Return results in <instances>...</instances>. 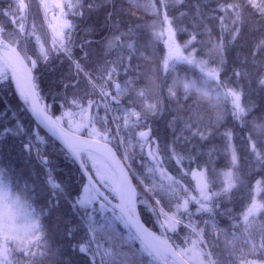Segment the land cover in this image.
Masks as SVG:
<instances>
[{"label": "snow or ice", "instance_id": "snow-or-ice-1", "mask_svg": "<svg viewBox=\"0 0 264 264\" xmlns=\"http://www.w3.org/2000/svg\"><path fill=\"white\" fill-rule=\"evenodd\" d=\"M185 0H174L175 4H182ZM113 0H81L77 4H69L70 8H76L75 15L82 16L83 13L79 11V8L86 7L88 11H92L95 8L106 7L112 4ZM159 5V7H157ZM150 6L157 18L161 22V30L156 32L155 35L158 38L167 39L165 43L168 45V56L163 61V68L166 73L175 70L177 63H186L194 65L200 68L201 73L204 76L205 84L215 85L216 97L213 101L212 95L208 91L201 92L200 88L196 85L184 83V96L183 99H187L189 95L193 93V90L197 94L196 103L200 100H208L213 108L217 109V123L223 119V112L220 111V105L223 101H227L230 98L232 105L231 114L241 123H245L244 117L247 115L248 109L241 104L243 95L242 86L238 85L237 89L231 88L225 81H220V72L223 70L225 58L223 55L224 48L235 41L236 36L240 32V26L247 23L243 19V11L241 10L240 4L230 3L226 8L221 5V11L231 10L232 20L231 28H228L224 24V17H220L221 21V35L220 40L217 42L209 35L207 41H197L198 33H190V39L185 41L183 49L176 44L174 36L177 32H186L187 28L182 26L181 23L176 21V18H169L167 12H164L162 18H160L161 9L171 7L170 0H150ZM246 6L251 7L259 14L261 19V27L264 28V0H246ZM13 7L17 11H24L27 5L24 0H18V3H13L9 0L6 10H0L3 15L7 16L12 23H16L15 15L12 10ZM55 7L60 8L63 14V5L56 4ZM117 13L111 14V26L117 31L119 29V23L115 20ZM185 13L181 12L180 16L183 17ZM23 19V17H21ZM176 24L173 27V24ZM166 25L167 27H164ZM64 28L67 29V36L63 31L56 32L54 29V35L51 40L50 47L45 49L44 43L41 42V37L36 35L35 32L31 33L35 37V45L33 48L34 54L37 59H32L27 54V43L24 41L21 50L24 55L21 56L11 43H8L4 37L7 35V29L0 26V79L7 77L9 70L12 78L15 79L16 85L20 91V95L25 98V101L29 97L33 96L36 89L38 88V77L32 75L33 71L37 68L38 60L41 62H47L50 55L53 53H60L65 57L69 63L68 78L69 83H63V87L68 89H79L81 83L84 85L82 93L77 95L75 92L71 99L67 95L63 97L65 105L77 109L82 119H87V113L89 110H94L95 115L89 120V124H81L70 139L66 140L68 148L71 150L73 155L80 161L81 166L85 171L88 169V160L93 161L92 167L95 168V172L88 176V179L96 185L94 195H88L83 198H77L74 200L70 207L74 209V215L79 214L81 218H86L88 227L84 229L85 238L77 241L73 247L74 250L81 252L84 255L89 256V264H97L96 256L100 253L102 256L111 255L110 252L104 250L101 252L100 243L96 237V229L92 227L94 224V217L89 208L93 201L97 199L107 201L108 197L100 191L101 188L110 189L109 194L115 198H118L120 203L116 207L120 210V219H123L129 226L136 228L134 238L141 239L144 245V251L147 252L148 256L153 257L156 260L162 261V264H188V260L185 257L188 256L194 264H222L220 256L214 254L213 248L218 247L214 242L217 239V234L223 232L220 229L217 222V214L223 216L224 212H220V203L224 199H230L233 189L238 187V184H242L239 177H233V173L230 170L225 174L223 186L219 191L215 190V169H209L210 177H205L203 181H197L198 191L197 195H191L189 188L184 187L180 184L179 179H173L167 176L164 170L165 163H171L173 160L178 165H182L185 161L189 165L196 162L198 155H201L198 150L193 154V149L196 145L191 143L193 137H198L200 141H205L211 135L210 129H201L198 124L195 123L192 115L188 116L187 120H184L180 116V109H175L177 116L169 122V127L173 131V140L171 143L161 147L157 144L156 138L151 135L152 128L149 121L153 119H159L164 114L163 101L157 98L155 103L152 104H141L140 110L137 111L136 105L138 98L145 96V90L137 91L135 79H129L127 82V88L121 87L119 83H116L114 76L118 75L116 67L106 69L105 72L100 76H94L91 72L86 69L88 63V53H84L80 59H75L71 50L73 43L72 34L74 31V25L65 21ZM139 27V26H137ZM154 27V25H153ZM227 29L231 39L227 42L224 41L225 30ZM20 30L23 31V24L20 25ZM136 29L129 28L128 33H120V36H128L129 34L134 35ZM210 29L205 28V32L210 33ZM120 36L113 37L117 42L120 41ZM65 39L68 40V44L65 43ZM85 44L88 41L84 42ZM210 43L211 48L209 54L212 56L215 67H209L207 60H198L196 56L197 47L196 45H204ZM83 50V45H77ZM264 48V44L261 45ZM111 47L109 46V51ZM184 50L188 51V55L184 54ZM202 50V49H201ZM80 60H84L85 63L81 64ZM29 65L31 67H29ZM124 72L129 71V67H124ZM234 75L240 77L241 72H235ZM259 84L264 87V75L259 78ZM112 86L115 90V95L112 91L108 90V87ZM157 86L154 82H150L148 86L149 92H154ZM220 89L225 91L220 92ZM120 97H127L123 101ZM168 98L174 100L177 104L180 103L181 97L176 95L171 87L168 90ZM33 111L37 112L40 116L41 122H46L55 127L56 122L52 121V118L37 108L36 104L32 105ZM101 110L103 115H101ZM172 110V109H169ZM186 113H192V108H185ZM18 119V118H17ZM180 121L183 123V127L177 134L176 124ZM253 123V131L264 133V125H256ZM99 125V128L96 125ZM195 125V127H194ZM16 127V132L19 131V126ZM85 128H90L87 135L92 139H84L77 133L83 131ZM147 129L139 130V129ZM12 127H4L0 129V137H4L9 133L16 135ZM188 132L189 135L185 136L183 133ZM38 137V134H34ZM225 139L228 141V147L231 148L230 139L231 133L225 132ZM136 140V146L139 147L140 164L139 168L141 172H137V169L133 167V163L137 160V153L131 152L130 149L134 147L132 141ZM251 139V137H249ZM187 144L188 148L183 149V145ZM111 145V147H109ZM177 145L180 146L181 151L177 150ZM29 152L32 151V144L29 141L23 145ZM113 148L120 153V158L116 156V152ZM215 149H209V157ZM163 153V155H161ZM86 154V159L83 155ZM252 154L256 157L258 163L264 166V155L257 150L255 144L252 145ZM41 163L47 168L49 161L37 153ZM102 161V163H100ZM230 164L232 167L238 165V157L235 154L234 148L232 149V155ZM150 165V166H149ZM199 166V165H198ZM178 176L183 178L191 174L193 177L196 173L184 171L183 168L177 169ZM4 174V170L0 169V176ZM159 174L161 177H166L172 180V184L165 187L162 183L157 185L155 183V177ZM93 176L96 178L93 179ZM135 181V185L133 184ZM147 181V183H146ZM259 181L257 184L259 185ZM46 184L49 185V195L52 197V203L58 205L61 196L66 195L65 189L62 184L56 181L52 175L51 169L46 171ZM176 186H179L185 193L184 197L176 196ZM140 188V202L145 203V197H150L151 200L157 205V208H151L150 210L155 216L158 223L164 229L165 235L173 233L179 238L178 228L182 225L187 230L188 235L182 240V243L187 245L181 248L180 245L173 247L175 240L170 244L168 239L162 240L160 237H156L152 233H147L139 227L135 217L137 215L135 205L137 203L136 188ZM159 197V199H157ZM182 200V203L175 204V210L170 216L168 211H165L160 206V200L166 199L169 209L173 208V198ZM197 205L195 211H191L188 207L189 204ZM104 205H101L103 207ZM94 211V209H93ZM230 212V210H228ZM258 211H264V205L258 207L254 197L250 206L246 207L241 213L242 222L237 224L236 220L238 217H230L233 220L231 224L232 229L242 227L244 233H248L252 225V221L255 219ZM199 214L201 220L197 221L195 217ZM28 213L24 211V206L21 204L20 198L13 197L11 193L0 184V264H32L33 258L36 255L43 256L44 253H30L28 261H21L12 257L14 250H20L22 252H29L30 247L39 248L40 246L48 247L46 244L47 236L44 232V226L38 220L28 219ZM207 215L208 219H203V216ZM163 216L164 220L161 222L159 217ZM203 224L205 227L211 226L209 232V238L205 239V227H201ZM80 231L78 224H72L66 229L65 235L69 239H73L75 234ZM44 233L43 236L40 234ZM233 239H237L236 233H232ZM192 237H195L193 239ZM244 243L250 245V251L256 252L260 250L264 254V232L261 233L260 243L257 245L252 243L251 238L245 239ZM12 244L15 247L11 248L9 245ZM95 244V248L92 245ZM203 246V247H201ZM228 255H234V252H230ZM99 264H103L100 261ZM224 264H233L231 260L225 256ZM243 264V262H241ZM250 264H257L256 261L250 262ZM259 264H264V260H261Z\"/></svg>", "mask_w": 264, "mask_h": 264}, {"label": "trees", "instance_id": "trees-1", "mask_svg": "<svg viewBox=\"0 0 264 264\" xmlns=\"http://www.w3.org/2000/svg\"><path fill=\"white\" fill-rule=\"evenodd\" d=\"M77 1L81 2V0ZM170 3L172 5L171 7L161 9L160 18H162L164 12H167L170 19L176 18V21L187 28L186 32H177L175 35L176 41L182 48L184 47L185 41L190 39V33H198L196 37L197 41H207L209 35H211L213 39L219 42L221 35L220 17H224V24L227 25L228 28L232 27L231 10L221 11L220 6L223 5L226 8L230 3L241 5V10L244 14L243 19H245L247 23L240 26L239 34L230 45H227V42L231 37L227 29L225 30L224 41L227 45L223 51L225 63L223 65V70L220 72L219 79L220 81H225L233 89H237L238 85L242 86L243 95L241 104L248 109L247 115L244 117L245 123H241L231 114L232 105L230 98L227 101H223L220 105L219 110L223 112V119L218 123L216 119L217 109L213 108L208 100H200L199 103H196L197 95H191L186 100H181L180 103L177 104L175 101L168 98L166 86L170 80L166 81V72L163 68L166 51L164 45L165 41L164 38H158L152 32L158 28V31L161 30V22L153 12L150 6V0H113L112 4L102 8H95L92 11H88L86 7H81L79 11L83 13L82 16L75 15L77 9L73 11L72 14L69 12V15L68 12H65L63 15L69 17L65 18L63 21H69L75 26L72 34L73 43L70 47L73 45L76 47L80 42H83L84 39L89 37H91V40L94 39L95 41H90L88 44L90 52L91 50H93V52L98 51L100 52L99 55H101L99 58L101 62H104V60L109 61L108 63L104 62L106 67H104L102 72L104 73L106 69L111 67H116L119 74L114 76V80L116 83H119L121 87L127 88L128 80L135 79L137 91L145 90V96L143 98H138L136 105H133V107H136V110H140L139 106L145 103V99L148 100L150 98V92L147 90L149 83H155L157 86L155 88L156 100L157 98L161 99L165 109L164 114L159 119L152 120L154 132L155 135H157V144L161 147L171 143L173 140V131L169 127V122L177 116V112L175 111L177 108L180 109L179 114L183 119H187L189 115H192L195 123L198 124L201 129L211 130V135H209L207 140L202 142L198 137H193L191 140V143L196 145V148L192 150L193 154H195L197 150L202 153L197 156L195 163L189 165L188 162L185 161L182 165H178L173 160L170 164L165 163L164 170L169 177L179 179L180 184L188 185L191 190V195L194 196L198 194V191L195 190L193 176L189 174L180 178L177 173L178 168H183L186 172L189 171V169L191 171L192 169L203 171L206 177L209 178H211L209 169L214 168L216 170V191H219L223 186L226 174L225 169L232 170L234 178L238 176L242 184H238V187L232 190L230 199H224L220 203V212H224L225 215L221 216L217 214L216 222L219 228L224 231L217 234V239L214 242L218 247L213 248L212 251L214 254L220 256L222 264H224L225 256H227L233 264H241V262H243V264H248V261H250L254 255L258 260H264V254H262L260 250L252 252L250 251L251 246L244 243L245 239L248 238H251L252 243L257 245L260 243L261 233L264 232V211L257 212L248 233H244L242 227L232 229L231 224L233 220L230 219V217H238L236 223L238 225L241 224V213L246 210L247 206H250L254 196H257L262 201V205H264V166H261L256 157L252 154V145L255 144L261 155H264V133L258 131L254 132L252 123L255 122L256 125L264 124V87L258 82L259 78L264 75V48L261 47V45L264 44V28L261 27V19L254 9L246 6V0H185L182 4H175L174 0H170ZM157 7H159V5H157ZM114 12L117 13L115 20L119 23L120 31H117L111 26V14ZM181 12L185 13L183 17L180 16ZM103 24L106 25L103 27ZM175 26L176 24L174 22L173 27ZM164 27L167 26L164 25ZM129 28L136 29L134 35L129 34L128 36H120L121 32L128 33ZM205 28H210V33L205 32ZM115 36H120L119 42L113 39ZM95 42L98 45H95ZM150 43L151 49L149 50ZM109 46L111 47L110 51ZM92 47L95 48L92 49ZM196 47L197 59L207 60L209 67H215L216 64L209 54L211 44H197ZM73 51V55H76L77 51ZM184 54L188 55V51L184 50ZM56 55L57 57L54 59L59 58V60L54 61V63L48 65V67L44 65L42 68H39V71L37 70L34 76L38 77L39 86L37 92L42 103L45 100V104L52 105L53 112L59 115L62 109H70V107L65 105L63 97L65 94L68 96L69 93L68 97L71 99L74 92H70L73 88L65 89L62 84V81L65 83L64 79L68 78V72H66V70L69 68V63L60 53ZM179 65L181 66V73L186 71L189 76L194 75L195 78L204 80V76L199 67L186 63H179ZM124 67H129L127 73L124 72ZM235 72H241L242 75L237 77L234 75ZM146 76L149 77L148 80H146ZM151 78H153V80H151ZM209 85H211L209 91L214 101L216 97L215 85ZM108 90L115 93L112 86H109ZM181 90H179L178 95ZM223 91L225 90L220 89V92ZM80 93H82V91L76 94L79 95ZM126 98L127 97H123V100ZM188 107L192 108V113H186L184 111V109ZM12 109L17 111L20 116L18 120H22L24 125L27 127H29V124L36 126L39 131L38 133L41 135L38 141L43 144V151L55 158L53 162H51V166L53 165V169L51 170H53L59 180L66 181V179H69V175L73 183L74 181H80V179L85 180V177H83L81 170L73 159L65 153V151H63L64 153H58V150L54 148L62 149V147L35 124L26 105L15 92L13 83L7 75V77L0 79V129L12 127L13 131L16 132V127H14L16 125L12 119ZM90 112L89 116L91 119L95 111L91 110ZM185 116H187V118H184ZM15 121L17 124L19 123L17 120ZM96 126L99 127L98 124ZM182 127L183 123L178 121L176 124L177 134H179V130ZM24 132V129H19L16 135L9 133L6 137L4 136L5 140L3 141L0 138V142L2 141V144H0V169H8V174L10 175V179L8 180L15 189H17L15 185V181L17 180L18 182L21 181L23 185L26 184V187L28 186V188L33 189L32 181L35 182L37 179L45 188H49V185L45 183L46 171L42 169L39 172L37 169L31 168L32 165H35V156L32 152H26V148L23 146L25 139ZM225 132L231 133L230 144L238 157V165L236 167H232L230 164L232 150L228 147V141L223 135ZM183 134L185 136L189 135L188 132H184ZM249 137H251V139H249ZM176 147L178 151H181L179 145ZM187 148V144L183 145V149ZM209 149L216 150L212 153L211 157L208 155ZM161 155H163V153H161ZM26 167L31 168L37 174L38 178L34 179L33 177H29L28 175L30 172ZM40 175L44 176L43 181L40 180ZM164 178L168 179L166 177ZM257 181L260 182L259 185ZM258 188L260 194L255 193ZM137 189L138 203L140 206H144L145 204H141L140 202L141 190L138 187ZM49 192L50 188L45 195L50 196ZM71 195H75V192L71 193ZM184 196L183 193L181 197ZM170 198H173V204L182 202V200L175 199L174 197ZM41 199L47 201V198L41 197ZM147 199L152 202L149 197H147ZM147 199H145V203L148 202ZM64 201L67 202V199L60 197V206ZM68 203L70 209L68 214L70 217H74V210L70 207L71 201ZM46 204V202L43 204L38 203L39 206H46ZM161 206L167 208L170 212H174L172 211L174 210L173 208L171 210L169 209L166 199H162ZM188 207L194 212L197 205L190 203ZM61 209L62 213L60 217L64 218L67 216L65 213L66 209L63 207ZM228 210H230V212ZM47 218L46 242H49L47 244L48 247L43 245V247L40 246L39 248L30 247L28 254L25 255L26 257L24 256V261H28L30 253L39 252L44 253V255H36L33 258L32 264H89L88 255H84L74 250L73 247H70V245L74 246L77 241L85 238V227H82L80 220L77 218V220L73 222V224L81 225L80 233L77 234L74 243L65 235L66 229L72 225L71 222L70 224L64 225V230L58 231L56 226H54L53 217L48 215ZM143 218L150 228L156 231L158 230L156 221L154 220V222L152 219L153 214H149L148 216L143 214ZM195 219L200 221L201 216L197 214ZM203 219H208L207 215H204ZM200 226L205 227L203 224ZM109 227V225L104 227L107 233V235L105 233L104 235H106L109 244L108 247H110L108 252H110L111 255L106 257L101 256L103 264H131V261L135 264H150L146 261V259L150 257H145V255L139 253L138 250L116 246L115 243L117 241L121 242V239L130 243L132 247L135 245L137 246L134 242L138 243V239L134 238L135 235L131 231L122 229L119 231L121 233L116 231L119 239L117 237L109 238V234H115V232L112 233L114 230L108 229ZM210 231V225L205 227V239L209 238L208 234ZM178 232L179 238L173 233H168V235H170L172 243L173 240H175L173 244L174 247L178 244L181 248H184L187 245L182 243V240L188 235L187 230L181 225ZM233 232L236 233L237 239H233ZM52 235L55 236L53 237ZM96 237L101 243L103 234L96 230ZM92 247L94 248V244ZM230 252H234V255H228ZM12 254L15 255L13 258L17 259L16 255H24V252L14 250ZM137 254L140 257H136ZM186 258L191 264H194L188 256H186ZM99 262L100 260L97 264H99ZM154 264H158V261L155 260Z\"/></svg>", "mask_w": 264, "mask_h": 264}, {"label": "rangeland", "instance_id": "rangeland-1", "mask_svg": "<svg viewBox=\"0 0 264 264\" xmlns=\"http://www.w3.org/2000/svg\"><path fill=\"white\" fill-rule=\"evenodd\" d=\"M12 2L15 4V3H18V0H12ZM8 3H9V0H0V10H6L7 6H8ZM24 3L27 5V8L24 11H22V12L17 11V9L15 7H13L12 12L15 15L16 23H12L7 16L3 15L2 12H0V26H3V27H5L8 30V33H7V35L4 38L7 40V42L11 43L12 45L17 46V49L19 50V52H20V54L22 56L24 55V52L21 50L23 42L24 41H28V43H27V49H28L27 54L29 56H31L32 59H37V56L33 52V48L37 47L35 45V37L32 36L31 33L35 32L36 35H39L41 37V42L44 43L45 49H48L50 47L51 40H52V37L54 35V29H55L56 32L63 31L64 34H65V37H66V31L67 30H66V28L63 27V25H64V23H63L64 21L63 20L65 18H68L69 16H66V15H63V14L65 12H68V15H69V12H71V14H72V12L76 10V8H70L69 4H77L79 2L77 0H24ZM56 4L63 5V14L61 13L60 8L55 7ZM21 17H23V19H21ZM110 22H111V20H110ZM21 24H23V31L20 30V25ZM105 25L106 24H103V27ZM158 30H159V28L156 29L155 31H152V32L155 34L156 32H159ZM166 39H167V37L165 36L164 37V41ZM174 40H175L176 44L179 45V43L175 39V36H174ZM85 41H88V43L85 44L84 43ZM90 41H95V40L94 39L91 40V37H89L87 39H84L83 42H80L78 44V45H83V50H81V47H79V46L75 47L74 45L71 46V50H72L73 54H74L73 50L77 51V54L73 55L75 59H80V57L85 52L88 53V63L86 65V69L89 72H91L94 76H100V75L103 74L102 71H103L104 67H106V65H104V64L108 63L109 61L108 60H104L105 63L101 62L100 59H99L100 56H101V55H99L100 52H98V51L97 52H93V50H91V52H90V48H88L89 47L88 44H89ZM65 43L68 44V40L67 39H65ZM94 44L98 45L96 42ZM164 45H165V50H166L164 58H166L168 56V45L165 42H164ZM180 47L182 48V46H180ZM93 48H95V47H92V49ZM150 49H151V43L149 44V50ZM56 54L57 53H53L52 55H50L47 62H41V61L38 60V62H37L38 68H36L33 71V74L36 75L37 70L39 68H42L44 65H45V67H48V65L53 64L54 61L59 60V58L54 59V58L57 57ZM62 57L65 58L63 55H62ZM39 62H41V63H39ZM80 62H81V64L85 63L84 60H80ZM29 67H31V66L29 65ZM64 69H66V68H64ZM68 70H69V68L66 70V72H68ZM181 71H182L181 70V66L179 65V63H177L176 66H175V70L174 71H170V72L166 73V81L170 80V82L166 86L167 87L166 88V92L167 93H168L169 87H171L173 89V91L176 92V95L178 97H181V100L184 101V99H183L184 91H185L184 88H183V84L184 83H189V84H193L194 83L196 85V87L200 88L201 92L208 91L210 93L209 88H211V85L205 84L204 80H201L200 78H195L194 75L189 76L186 71H184L183 73H181ZM10 79H11V82L13 83L15 92L17 93L18 96H21L19 90L16 87L15 81L13 80V78H10ZM148 79H149V77L146 76V80H148ZM151 80H153V78H151ZM64 82L65 83H69V78H65ZM70 88L71 87H69L68 89H70ZM83 89H84V85H83V83H81L79 89H71L70 92L77 93L79 91H83ZM179 90H181V92L178 95ZM68 95H69V93H68ZM113 95H115V93H113ZM191 95H195L196 96L197 94L193 90V93ZM191 95H189V97ZM120 99L123 100V97H120ZM172 101H174V100H172ZM45 102L46 101L44 100L42 105L46 106V109L48 110L47 112L50 113L52 116H54L56 118V120L58 121V123L60 125L62 124L63 128H66V129H69V130L72 129L73 131H76V129L81 124H89L88 123L89 120H90L89 113H91L90 112L91 110H89L88 113L86 114L87 117H88L87 119H82L81 115L78 112V110L77 109H73V108L65 109V110L62 109L60 111L59 115H58V114H55V112H53L54 111L53 110V106L52 105H47V104H45ZM155 102H156V97H155V90H154V92H150V98L148 100L145 99V103L144 104H152V103H155ZM11 108H13V107H11ZM137 111H139V109ZM12 114H13V118L12 119H13V122H15V125L19 126L20 130H23V129L25 130V132H24V138H25L24 139V144H27L29 141H31V144H32V151L31 152L35 156L34 160H35V165L37 167V170L40 172V170H42V169H44L45 171H47V169H53V165L51 166V162H53V160L55 158L53 156H50L49 154H47L45 151H43V148H42L43 144H41L38 141V139L40 138L41 135H40V133H38L39 131L37 130L36 126L33 125V124L32 125L29 124V127H27L26 125L23 124L22 120L19 121L18 119L20 118V116H19V114L17 113V111L15 109H12ZM100 114L103 115V111L102 110H101ZM184 118H187V116H185ZM187 119H184V120H187ZM15 120H17L19 123L17 124V122ZM149 123L151 124V128H152L151 135L153 137H155L156 141H157V135H155L153 124H152L153 121L151 120V121H149ZM96 127L99 128L98 126H96ZM41 130L44 131L42 128H41ZM139 130L146 131L147 129H143L142 128V129H139ZM89 131H90V128H85L83 131L79 132L78 134H83L84 133V135H87V132H89ZM34 134H38V137L35 136ZM5 137H0V138L3 141V140H5ZM88 137H90V136H88ZM90 138H92V137H90ZM2 141L0 142V144H2ZM132 143H133L134 147H132L130 149V151L131 152H136L138 154L137 155V160L133 163V167H135L137 169V172H141L142 169L139 168V166H138L140 164V162H141L140 161V156H139V147L136 146V140L135 139H133ZM61 147H62V149H59V148L58 149L54 148V149L58 150V153H61V152L65 151V153L68 154L66 149L63 146H61ZM230 149L232 150V147ZM26 152H29V151L26 149ZM38 152L41 155H43L46 158L47 161H49V164L47 165V168L41 163L40 159L38 158V155H37ZM117 153L120 156V153L119 152H117ZM83 158H85V159L87 158L86 154H84ZM100 163H102V161H100ZM92 164H93V161L88 160V169H89L91 174H93L95 172V170H96L95 168L92 167ZM26 168H28L29 172H31L33 174H36L31 168H29V167H26ZM3 170H4V174L2 176H0V184L3 185L5 190H7L6 181H7V178L10 179V175L8 174L9 173L8 169L5 168ZM51 171H53V170H51ZM229 171L230 170H226L225 169V173H227ZM191 172L196 173V176L193 177V179L195 181V189H196L197 188V181L198 180L199 181H203L204 178L206 177V175H205V172L198 171V170H195V169H192ZM36 178H38V176ZM43 178H44V176H41L40 180L43 181ZM93 178H95V176H93ZM55 179L57 181L56 177H55ZM15 182H16L15 185H16L17 189L20 191V193L23 196H25V197H27L29 199V202H28L27 199H26L27 200L26 201L23 198L21 199L20 196H18L20 198L21 204L24 206V211L29 214L28 215L29 221L36 220L35 214L38 213L40 215V217H41V221H42L41 223L44 226V232H46V220L43 219L42 213H40V210L38 208L39 207L38 203L39 204H41V203L43 204L45 202L47 203L46 206L50 205L51 208L53 207V210H55V207L58 209L61 206L66 209L65 213L67 214V216H65L64 218H61V223H60V225L58 224V227H57L58 231L59 230H61V231L64 230V228H63L64 225L70 224V222L73 224V222L75 220H77V218L82 223V227L83 228L84 227L85 228L88 227V224L86 222V218H81L79 214H75L74 217H70L69 216L68 213H69L70 209H69V203L68 202L71 201V204H72L74 202V200H76L77 198H83V197L88 196V195H94L96 189L89 182L86 181L85 184L82 185L81 191L79 193H77L78 195H76V194L75 195H71V192L68 189H66V188H68V184L67 183H69V184H78L79 181H77V182L74 181V183H73L71 181L70 175H69V179H66V184H62V186L65 189L66 195L61 196L62 198L67 199V202L64 201V203H62L61 206H60V199H59L58 205H54L52 203V197L48 196V195H45V193L47 191H49V188H45L41 183H39L38 179L35 180V182L32 181L33 189L28 188V186L26 187L25 186L26 184L23 185L21 183V181L18 182V180H17ZM45 183H46V178H45ZM146 183H147V181H146ZM155 183L157 185L162 183L163 185H165V187H167V186L172 184V180L165 179L164 177L161 178V176L159 174H157L156 177H155ZM181 185H183V184H181ZM183 186L189 188V190H190V187L188 185L187 186L183 185ZM101 190L111 200H116V201L118 200V198H115V197H113L112 195L109 194L110 189L101 188ZM259 191L260 190L258 188L257 192L255 191V193L260 194ZM190 192H191V190H190ZM183 193H184L183 190L179 186H176V196L181 197V195ZM184 195H185V193H184ZM13 197L15 198L17 196H13ZM41 197L47 198L46 199L47 201H43L41 199ZM145 199H147V197H145ZM157 199H159V197H157ZM254 199H255L258 207L260 205H262V201L257 196H254ZM161 202H162V199L160 200V206H161ZM31 204H33L34 206H32ZM144 204H145L144 206H140V212H141L142 218H143V214H146L147 216L149 214H153L150 210H148V207H147L148 205H151V208H157V205L153 201L150 202L148 200V202L144 203ZM101 205H104V206L101 207ZM163 208H164L165 211L169 212L170 216L173 214V212H170L167 208H165V207H163ZM93 209H94V211H93ZM173 209L175 210V204H173ZM174 210H172V211H174ZM89 212H91L92 216L94 217V224L92 225V227H94L98 232L103 234L102 242L101 243L99 242L100 243L101 252H103L104 250H107V251L110 250V247H108L109 246L108 241L106 239L107 233H106V231L104 229V227L106 225L110 226L108 229L114 230L112 233L115 232V234H109L108 233L109 234V236H108L109 238L110 237H112V238L113 237H117L119 239V236L116 234L117 233L116 231L119 232L122 229L132 232V230L125 223V221L123 219L119 218L120 217V213L117 210H115L112 206H110L105 200L97 199V200L93 201L91 207L89 208ZM152 219H153V221L154 220L156 221L157 226H158L157 227L158 230L157 231L155 230V231L158 234L162 233V232L164 233L163 227H161V224L157 222L156 216L154 214H153V218ZM143 220H144V218H143ZM159 220L162 222L164 220V217L160 216ZM79 226L81 228V225H79ZM178 229H180V227ZM78 233H80V231L75 234V237L73 239H70L74 243L76 241ZM104 233L106 235H104ZM119 233H121V232H119ZM43 235H44V233H41V236H43ZM52 236L54 237L55 235H52ZM192 238L195 239V237H192ZM137 239H138L137 240L138 243L134 242V244H137V246L135 245L134 247H132L130 243L125 242V240H123V239H121V242L117 241L115 244L118 247L123 246V248L127 247V248H130L131 250H138L139 253L144 254L145 257H150V258H147L146 261H148L150 264H154L156 259H154L151 256H148L147 252L144 251L143 243L140 241L139 238H137ZM167 239L172 244L170 235H168V234H167ZM48 243L49 242H46V244H48ZM9 247L14 248L15 246L10 244ZM41 247H43V246H41ZM173 247H174V245H173ZM94 248H95V244H94ZM26 254H28V252H24V255H16V258L21 260V261H24V259L26 257L25 256ZM101 256L102 255L100 253L97 254L96 262H98L99 260L101 261ZM12 257H15V255L12 254ZM103 257H106V256H103ZM136 257H140V256L137 254ZM185 259L188 260L186 257H185ZM156 261H158V264H161V262L159 260H156ZM252 261H256L257 264H259V262H260V260H258V258L255 255L252 257V259L250 261H248V264H250V262H252ZM188 262L190 263L189 260H188ZM131 264H135V263L133 261H131Z\"/></svg>", "mask_w": 264, "mask_h": 264}, {"label": "water", "instance_id": "water-1", "mask_svg": "<svg viewBox=\"0 0 264 264\" xmlns=\"http://www.w3.org/2000/svg\"><path fill=\"white\" fill-rule=\"evenodd\" d=\"M9 43V42H8ZM18 52L19 50L17 49V46L12 45ZM1 55V53H0ZM22 56V55H21ZM10 71V70H9ZM33 75V73H32ZM29 101V105H28V110L31 113V115L33 116V118L35 119L36 123L48 134L50 135L54 140H56L61 146H63L67 152L70 153V155L74 158V160L77 162L78 166L80 167L83 175L86 177V179L89 181V183L96 189V185H94L89 179L88 176L90 175V173L88 171H85V169L81 166L80 161L73 155V153L71 152V150L68 148L66 140L70 139L73 135V132H70L68 130H66L65 128H63L60 124H58L55 119L53 118V116L47 112V110L44 109L43 105L41 104L39 97L35 91L34 95L29 97L28 99ZM33 103L36 104L37 108L40 110V112L50 116L52 118V121L56 122L55 127H53L51 124H48L46 122H41V118L40 116L37 115V112L33 111L32 105ZM79 135V134H78ZM82 136V135H80ZM84 139H92L90 137H86V136H82ZM109 147H111V145H109ZM113 151L116 152V156L118 159H121L120 156L118 155L117 151L113 148ZM121 162L122 159H121ZM94 179V178H93ZM134 184V182H133ZM100 191L102 192V190L100 189ZM105 195V194H104ZM106 196V195H105ZM108 197V196H107ZM110 206H112L114 209H116L119 213L120 210L118 207H116V205H118L120 203L119 199L117 201H113L111 200L109 197L106 201ZM135 210H136V221L138 222V225L141 229L146 230L147 233H152L154 234L156 237H160L162 240L166 239L164 237H161L160 235H158L157 233H155L153 230H151L144 222V220L141 217L139 208L137 206V203L135 205ZM130 228L132 229V231L134 233H136V228L130 226ZM141 241V239H140ZM142 242V241H141ZM169 242V241H168ZM170 243V242H169ZM171 244V243H170ZM186 260V259H185ZM162 264V261H160ZM188 264H190L188 262Z\"/></svg>", "mask_w": 264, "mask_h": 264}, {"label": "bare ground", "instance_id": "bare-ground-1", "mask_svg": "<svg viewBox=\"0 0 264 264\" xmlns=\"http://www.w3.org/2000/svg\"><path fill=\"white\" fill-rule=\"evenodd\" d=\"M208 27H209V25H208ZM208 29H210V28H208ZM1 53V55H3V53L2 52H0ZM14 81H15V79H14ZM15 84H16V82H15ZM16 87H17V85H16ZM17 89H18V87H17ZM19 90V89H18ZM20 92V91H19ZM37 93V92H36ZM69 96V95H68ZM82 136H85V135H82ZM86 137H88V136H86ZM68 154L70 155V153L68 152ZM70 157L73 159V161H74V158L70 155ZM31 168H35V169H37V167H36V165H32L31 166ZM82 174V173H81ZM52 175L53 176H55L56 178H57V181L59 180L58 179V177L56 176V174L52 171ZM83 175V174H82ZM29 177H33L34 179H36V177H37V175L36 174H33V173H31L30 172V174L28 175ZM80 176V175H79ZM83 177H84V175H83ZM85 180H81L80 179V181L78 182V184H69V183H67L68 184V188H66V189H68L71 193H73V192H75V194L76 195H78L77 193H79L80 191H81V187H82V185L83 184H85V182L87 181L88 182V180L86 179V178H84ZM58 182H60L61 184H64V183H66V181L65 180H59ZM69 193V192H68ZM62 207H60V208H56L55 207V210H53V207L51 208V206L50 205H47V206H43V205H41V206H39V210H40V213H42V217H43V219H45L46 221L48 220V218H47V216L48 215H51L52 217H53V221H54V226H56V229H57V227H58V224L60 225V223H61V218L62 217H60V214L62 213V209H61ZM40 219H41V217H40ZM42 222V221H41Z\"/></svg>", "mask_w": 264, "mask_h": 264}]
</instances>
